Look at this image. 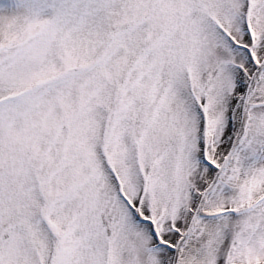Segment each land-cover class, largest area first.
Returning <instances> with one entry per match:
<instances>
[{
  "label": "snow or ice",
  "instance_id": "snow-or-ice-1",
  "mask_svg": "<svg viewBox=\"0 0 264 264\" xmlns=\"http://www.w3.org/2000/svg\"><path fill=\"white\" fill-rule=\"evenodd\" d=\"M0 264H264V0H0Z\"/></svg>",
  "mask_w": 264,
  "mask_h": 264
}]
</instances>
